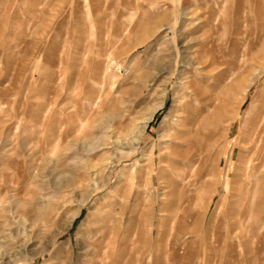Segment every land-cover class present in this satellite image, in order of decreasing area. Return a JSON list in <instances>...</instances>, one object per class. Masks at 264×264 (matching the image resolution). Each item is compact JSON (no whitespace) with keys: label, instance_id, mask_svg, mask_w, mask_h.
Returning <instances> with one entry per match:
<instances>
[{"label":"rangeland","instance_id":"obj_1","mask_svg":"<svg viewBox=\"0 0 264 264\" xmlns=\"http://www.w3.org/2000/svg\"><path fill=\"white\" fill-rule=\"evenodd\" d=\"M124 2L0 0V264H59L52 255L68 242L72 264H90L92 207L118 188L138 193L116 225L131 239L132 264H264V172L249 177L242 150L264 137V0ZM177 36L194 62L187 69ZM182 83L199 96H185ZM173 139L182 146L167 149ZM80 210L47 253L12 260L22 242L32 252ZM154 228L148 243H134Z\"/></svg>","mask_w":264,"mask_h":264},{"label":"bare ground","instance_id":"obj_2","mask_svg":"<svg viewBox=\"0 0 264 264\" xmlns=\"http://www.w3.org/2000/svg\"><path fill=\"white\" fill-rule=\"evenodd\" d=\"M124 4L126 6L128 5H132V0H125ZM175 39L173 40L172 44L174 46V49H175V53L177 54V57L179 59V67L180 69H187V67L191 66L194 64L191 63V62H187V61H184L185 59H187V56H186V49H185V46H183L182 44V41H181V37L180 36H177V37H174ZM174 53V54H175ZM176 58V57H175ZM213 60V59H212ZM175 61V60H174ZM207 61V60H206ZM205 62V61H204ZM203 61H197L195 64L196 66L194 65L195 67V72L197 74H202L204 71H205V67L200 69L199 70V67L202 66L203 67V64H204ZM209 62V61H207ZM212 62V61H210ZM209 62V64H210ZM242 62H245L242 61ZM176 63V62H175ZM177 66V65H176ZM208 66V65H207ZM206 66V67H207ZM179 72V71H178ZM206 73V72H205ZM178 75V74H177ZM180 75V74H179ZM203 76V75H201ZM256 77V76H255ZM201 78V77H200ZM196 80V79H195ZM202 80V79H201ZM183 84V83H182ZM184 85V89H186V93H185V96L188 95L189 97H191L192 95L194 96H199L198 94H195L193 92H191L189 90V87H187V85L183 84ZM178 87V86H177ZM192 88V86L190 87V89ZM174 97H175V94H174ZM193 98V97H192ZM195 100H198L199 102V99H195ZM197 102V103H198ZM185 107L188 108V103L186 102L185 104ZM200 107H197L198 109V112L200 110L203 109L202 105H198ZM195 109V108H194ZM197 109L195 112H197ZM187 115V118H190V115L189 113H187V111H184ZM153 117V113H150L148 115V117L146 118V120L141 124L140 126V131L138 133V137H136V139L133 140V144H132V147L134 149H137L138 148V144L140 143L141 141V137L143 136L144 132H145V129L147 127V124L151 121ZM194 117V116H193ZM195 119V118H194ZM257 119V117H256ZM259 119V118H258ZM185 120V119H184ZM191 120V119H189ZM255 120V118H254ZM182 121V120H181ZM187 121V119H186ZM180 121H175V120H171V123L173 125V127H175V125H178ZM257 123V122H256ZM258 124V123H257ZM217 127V126H216ZM186 132H188V135L190 134V131L189 130H185ZM257 131L258 132H263L264 131V122L262 121L260 125L257 126ZM246 133V132H245ZM251 135V133H250ZM249 135V136H250ZM261 135V134H260ZM209 136V135H208ZM207 136V137H208ZM226 134L222 135L223 139L225 138ZM211 136H209L210 138ZM215 137V136H214ZM249 139V137H248ZM247 139V146H244L242 148L243 152L247 155L244 156V168H245V171L248 172L247 175L249 174H252L251 176H253L254 174H258L260 173V171L263 170L264 172V137L261 136L258 138V134L254 135L253 138H250V140ZM256 139H258V142L256 141ZM210 140V139H209ZM176 141V142H175ZM212 141V140H211ZM227 141V140H226ZM118 144L115 142L114 143V146L116 147L117 145V149L119 148H124V146H126L125 144H121L119 142V140L117 141ZM170 145L167 147V149H171L173 147H180L182 146V143L179 142L178 140L176 139H173V140H170L169 141ZM184 144H187V142H183ZM206 143V142H205ZM123 150V149H122ZM241 150V151H242ZM119 152V150H118ZM172 154V153H171ZM242 154V153H241ZM120 155H116L113 159L110 158L108 163L106 164V167L104 169V173H103V177H102V181L101 183L99 184L101 187H104L106 185V183L108 182V180L111 178L112 176V170H113V167L116 163L119 162L120 160ZM192 156L187 158V157H183V159H181V161L183 160L184 162H191ZM172 159L173 160H177L176 157H174V155L172 154ZM241 169V168H240ZM200 173L202 174V172L200 171ZM244 177V175H242ZM262 176V175H261ZM250 177V175H249ZM255 177V176H254ZM260 178V177H259ZM139 179V173H135V175H133L132 177V180L131 181H138ZM241 179V178H240ZM245 179V178H244ZM251 179V178H250ZM257 179V178H256ZM252 180H254L252 178ZM260 180V179H259ZM262 180V179H261ZM244 181V180H243ZM254 184H255V181H253ZM260 182V181H259ZM122 183V179H120L117 183L120 184ZM133 183V182H132ZM135 184V183H133ZM116 185V186H117ZM98 186V185H97ZM135 185H133L134 187ZM100 188V187H99ZM117 188V187H116ZM126 188V187H125ZM129 188V187H128ZM131 188V187H130ZM227 188V187H226ZM234 188V187H233ZM114 190V189H113ZM21 191V190H20ZM112 191V190H111ZM252 191V190H251ZM250 191V192H251ZM248 192V191H247ZM112 193V192H111ZM253 193V192H252ZM246 193H244L245 195ZM257 194V193H256ZM259 194V192H258ZM89 195V193L87 194ZM110 194L108 193V195L104 196L103 198H101L100 200L98 201H95L96 203H94L93 207H92V210L95 209L96 205L98 204V209H96L98 212H97V215L96 217L93 219L92 223L90 224V226L86 227V231H85V236L84 238L86 239V245H85V253L86 255H92V259L90 260V264H132V261H133V254L130 256L128 254H131V252L129 253V251L132 249L129 247V251H128V254H127V250H126V247L128 243H130V238L126 240L124 237L126 235V231H124V233H121L120 231H118L116 225L119 223V224H122V220H123V217H126L128 213H126L127 211L130 210V208H133L134 205H132V203L135 202V197L134 196H137L138 193L134 194V192L131 191L130 189V193H125V191H120L119 188H118V192L115 196H109ZM253 195V194H252ZM262 195V194H261ZM228 196V195H227ZM87 196H85L83 199H82V204L85 202V199H86ZM249 197V196H248ZM132 198V199H131ZM263 198H264V195H263ZM262 198V199H263ZM120 199H123V200H127L128 201L126 202V205H120V203L118 202V200ZM131 199V200H130ZM233 199V198H232ZM261 199V200H262ZM231 200V199H230ZM259 200V199H258ZM257 200V201H258ZM155 201V200H154ZM195 201V200H194ZM250 201V199H249ZM255 201V200H254ZM153 202V201H152ZM243 202V201H242ZM155 203V202H154ZM264 203V201H263ZM255 204V202H254ZM262 204V203H261ZM14 207V206H13ZM260 207V206H258ZM257 207V208H258ZM262 209V208H261ZM258 210V209H257ZM95 211V210H94ZM262 212V210H260ZM257 212V211H256ZM81 213V210L76 213L75 215H73L69 222H68V225L66 226V228L60 233V234H56V235H53L49 238H47L45 240V242H42V243H39V246L35 248V250H33L32 252L29 250V247L32 243V241L30 239L24 241V243L22 242V245L19 246L18 250L14 253V255H12V260H15V259H18L20 257H22L23 255H26V254H34L37 256H41L43 255L44 253H47L49 250H51V247L53 245V243L56 241L57 237L62 235L66 230H68L72 223L75 221V219L80 215ZM94 214V213H93ZM255 215V214H254ZM253 215V216H254ZM91 216V214H89L87 216V220L88 218ZM252 216V214H251ZM250 216V217H251ZM252 216V218H253ZM258 216V215H257ZM256 216V217H257ZM261 216V215H260ZM264 216V214H263ZM117 217H120V220L117 219ZM262 218V217H261ZM126 219V218H125ZM124 219V220H125ZM254 219V218H253ZM264 219V218H263ZM262 219V220H263ZM91 220V219H90ZM123 220V221H124ZM147 220V219H146ZM261 220V221H262ZM38 221V220H37ZM126 221V220H125ZM90 222V221H89ZM39 223V222H38ZM147 225V224H146ZM150 225V224H149ZM148 225V226H149ZM180 225V224H179ZM260 225V223H259ZM147 226V228H148ZM152 226V225H151ZM149 226V227H151ZM257 227H259L258 225H256ZM154 227V226H153ZM171 227V226H170ZM256 227V228H257ZM145 228V227H144ZM244 228V227H243ZM260 228H262L260 226ZM42 230V229H41ZM123 230V229H122ZM260 230V229H259ZM136 231V230H135ZM134 231V232H135ZM43 232V230H42ZM243 233V231H241ZM249 232V231H248ZM258 232V231H257ZM139 233V232H137ZM241 233V234H242ZM37 234V233H36ZM146 234V233H145ZM155 234H158V231L157 229L155 230L154 229H149L148 232H147V237L146 239L147 240H143V238H141L142 236H138L137 234V238H136V241L134 243H136L139 246H141L143 243L145 242H149V240L152 239L153 235ZM171 234V233H170ZM188 234V233H187ZM129 235V234H127ZM246 235V234H245ZM35 236V235H34ZM145 236V235H144ZM170 236V235H169ZM42 237V236H41ZM45 238V237H44ZM207 240L209 239V236L206 235L205 237ZM38 240L41 238L38 236L37 238ZM39 240V241H40ZM43 240V239H42ZM257 243L255 245L259 246L260 245V240L259 238L256 239ZM133 241V240H132ZM134 243L132 245H134ZM254 245V246H255ZM32 246V245H31ZM82 246V245H81ZM209 248L212 250H215L214 248H216L218 246L217 242H213V243H210L209 245ZM184 248L180 249L182 250V256H181V262H183L184 260H186V255L188 254V249L187 247H185L183 245ZM220 247V246H219ZM246 247V245H245ZM133 248V247H132ZM181 248V246L179 247ZM71 249V243L68 242L66 243L65 245H61L60 248H58V250L54 253V255H52V261H61L59 264H72V260L71 258L68 257L69 255V250ZM81 249V248H80ZM140 249V248H139ZM82 250V249H81ZM80 250V251H81ZM158 250V249H157ZM176 250V249H175ZM174 250V251H175ZM256 251H259L260 249H255ZM51 252V251H50ZM49 252V253H50ZM136 252V251H135ZM134 252V254H135ZM141 251H139L140 253ZM248 252V251H247ZM262 252V251H261ZM137 253H138V249H137ZM71 254V253H70ZM83 254V253H82ZM156 253L155 255L153 256V258L155 259L156 261ZM168 255V254H167ZM178 256V254H176ZM181 255V254H180ZM127 258L125 259L124 257ZM138 256V255H137ZM136 256V257H137ZM174 256V255H173ZM177 256L175 258H177ZM85 257V256H84ZM88 257V256H87ZM91 257V256H90ZM166 258V257H165ZM146 260V259H145ZM144 260V261H145ZM172 260H174L172 258ZM249 260V259H248ZM167 261V260H166ZM209 261V260H207ZM207 261H204L202 260L200 262L201 263H208ZM212 261V260H211ZM213 261L215 262H219V260L217 258L213 259ZM134 262V261H133ZM171 263V262H170ZM177 263V262H176ZM134 264V263H133ZM136 264V263H135ZM150 264H153L150 263ZM156 264V263H155ZM173 264V263H172ZM181 264V263H180ZM182 264H190L188 262H183Z\"/></svg>","mask_w":264,"mask_h":264}]
</instances>
